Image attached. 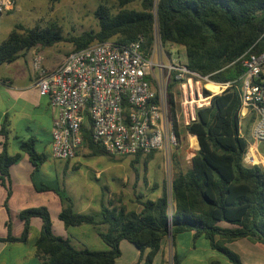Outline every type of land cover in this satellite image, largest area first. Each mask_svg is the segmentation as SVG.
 <instances>
[{
  "label": "trees",
  "instance_id": "obj_1",
  "mask_svg": "<svg viewBox=\"0 0 264 264\" xmlns=\"http://www.w3.org/2000/svg\"><path fill=\"white\" fill-rule=\"evenodd\" d=\"M132 3H138L139 7H127ZM93 15L96 29L68 36L55 21L31 27L14 24L0 41V64L14 61L32 47H49L61 41L73 46L67 56L93 42L112 39L125 45L143 36L142 47L150 54L158 37L162 46L172 44L182 49V64L189 71L221 83L237 79L244 71L243 59L264 51V0H114V7L98 3ZM176 82L172 74L167 92L173 131L177 141L185 133L195 136L199 148L190 158V167L184 171L177 168L168 190L162 186V193L156 199L146 198L134 187L138 210L128 209L121 200L118 204L108 200L100 204L97 214L77 212L72 198L57 181L53 187L36 183L34 175L49 155L36 150L34 139L20 140L19 151L14 154H9L3 144L1 182H8L9 167L26 153L33 167L31 178L35 187L39 191L53 190L59 196L62 207L58 217L63 224L96 227L106 249H78L68 238L55 235L45 206L21 210V235L11 236L9 221V233L5 238L0 237V241H25L31 217H39L42 227L34 245L43 264H113L120 255L119 243L123 239L132 243L141 256L146 251L143 264H152L168 236L174 244L178 234L194 231L195 237L205 238L209 247L230 263L243 264L228 243L248 237L264 244V170L243 163L247 142L238 130V89L231 85L216 94L203 89V96L211 95L209 103L196 107L194 119L180 125L171 92ZM251 123L252 118L246 120L245 132ZM82 144L91 155H107L92 140L89 126L82 128ZM154 151L145 155V162L152 158ZM140 156H134L132 166ZM157 187L158 184L153 185ZM222 222L232 227L222 226ZM101 225L105 228H100ZM168 264H182L181 255L173 251Z\"/></svg>",
  "mask_w": 264,
  "mask_h": 264
},
{
  "label": "built area",
  "instance_id": "obj_2",
  "mask_svg": "<svg viewBox=\"0 0 264 264\" xmlns=\"http://www.w3.org/2000/svg\"><path fill=\"white\" fill-rule=\"evenodd\" d=\"M14 6L15 0H0V13ZM157 41L160 42L158 37ZM143 42V36L125 45L112 39L93 42L69 53L51 70L43 66L40 55L34 56L35 85L48 96L54 112L50 131L52 158H73L82 145V128L87 126L94 143L110 156L146 155L167 144L176 145L166 84L161 76L165 68L180 83L186 124L194 119L196 107L209 103L211 95L203 96L199 82V78L209 81L208 78L174 59L165 64L162 56L153 55L155 42L150 54L143 49ZM242 64L244 71L237 79L216 83L218 92H210L216 94L236 86L240 99L238 130L247 142L243 163L264 170V51L250 54ZM158 79L161 84L155 89ZM249 118L252 123L248 137L245 124Z\"/></svg>",
  "mask_w": 264,
  "mask_h": 264
},
{
  "label": "crops",
  "instance_id": "obj_3",
  "mask_svg": "<svg viewBox=\"0 0 264 264\" xmlns=\"http://www.w3.org/2000/svg\"><path fill=\"white\" fill-rule=\"evenodd\" d=\"M52 46H35L22 52L17 59L7 63L15 65L16 74L4 73L0 75V152L5 143L8 153L14 154L19 151L20 140L32 138L35 140L34 145L36 150L39 151L37 147L42 146V151L39 152H45L50 156V131L54 112L51 109L48 96L41 94L35 85L36 73L32 66V60L35 55H40L43 66L47 70L53 69L63 60L64 56L61 55L60 57L53 50H49ZM20 59L23 62H19ZM182 123L186 124L184 120ZM85 149L87 147L81 145L76 149L73 158L60 160L64 163L63 171H65L68 165L72 167L77 166L79 160L78 153L84 154ZM32 170L33 167L28 155L22 153L20 161L9 167L8 182L3 184L0 180V237L5 238L8 235L7 223L9 221L11 224V236L19 237L23 229V221L19 218V212L28 207L45 206L49 210L52 230L55 235L68 238L78 249L85 247L95 249L87 246L89 244L87 239L89 238V229H92L98 239H100L96 227L92 226V228H89L91 225L69 226L72 227V230H68L69 227H66L58 217L62 207L59 196L55 192V194L49 193L53 190L39 191L31 178ZM37 173L35 174L36 177L34 175V179L38 184L41 181H39ZM96 175H98V172ZM55 178H57V175H55ZM41 184L53 187L56 185V181L55 185H52V183ZM145 188L155 189L148 180ZM120 191H122V187L118 191L111 192L107 190L110 196L112 193H120ZM42 193L49 194V198L39 199L36 204H28V201L33 199L35 195H41ZM130 193L131 195H128L124 192L123 196H117L114 203L118 204V200H121L127 206L126 201H129L134 205V209L138 210L140 206L134 200L133 187ZM48 200L53 201L55 204L53 214L50 213L51 209L47 203ZM72 201L73 207L77 212L88 213V210L91 208L99 210L100 204L105 199L102 196L95 197L92 194L86 193L79 198L78 204L74 198ZM52 219L55 220V223H53ZM221 225L232 227L223 222ZM41 227V219L39 217H31L30 229L25 241H0V264H43L42 257L37 254L34 245ZM100 241L96 242V246L98 247L95 250L107 248L101 239ZM228 247L240 256L243 264H264V244L260 242L251 240L248 237H242L228 243ZM119 248L120 255L113 264H143L146 251L141 256L139 250L132 243L124 239L120 241ZM173 251L181 255L182 264H191L193 259L196 261V264H232L216 250L210 248L205 238L202 236L195 237L194 231L178 234L174 239V244L172 243L171 236H168L154 256L152 264H168Z\"/></svg>",
  "mask_w": 264,
  "mask_h": 264
},
{
  "label": "rangeland",
  "instance_id": "obj_4",
  "mask_svg": "<svg viewBox=\"0 0 264 264\" xmlns=\"http://www.w3.org/2000/svg\"><path fill=\"white\" fill-rule=\"evenodd\" d=\"M100 2H105L109 6L114 7V0H59L56 2L49 0H15L13 10L0 13V41L8 35L16 23L31 27L36 24L43 26L50 21H55L62 27L65 36L79 34L84 30L96 29L97 21L93 12ZM127 7L138 8L139 4L132 3ZM72 48L73 46L70 43L61 41L50 47L49 50H53L60 57L61 55L65 57ZM153 55L155 57L162 56L165 64L170 59H174L179 64L183 63L182 49L172 44L162 46L159 41L155 42ZM19 62H23L22 59ZM22 64L24 65V63ZM4 73L16 74L15 65L0 64V75ZM172 74L174 73L172 71L168 72L166 68L162 71V82L166 84V91L167 85L171 82ZM199 82L202 89H207V85L212 84L202 78H199ZM160 84L161 81L158 79L154 84L155 89ZM207 90L210 91L209 88ZM171 92L178 108V122L183 125V93L179 82L172 86ZM186 109L189 110L188 108ZM248 131L249 129L247 130L249 137L250 132ZM194 139L196 140V137L185 133L180 137L176 145L167 144L161 149L155 150L152 158L146 162L145 156L142 155L133 166L131 165V160L134 156L91 155L85 149L84 154L78 153V165L73 167L68 165L63 171L64 163L49 156L38 171L37 177L41 183H52V185H55V181H57V184L63 187L77 204L79 198L86 193L95 197L102 196L105 199L104 203L110 199L114 202L117 196H123L124 192L131 195L130 190L132 187L133 190L135 187L137 192H141L146 198L153 200L161 195L162 186H165L168 190L172 174L177 168L184 171L190 167V158L197 150V147L193 144ZM37 149L42 151V146H38ZM97 172L98 175H96ZM55 175H57V178H55ZM147 180L152 185L158 184L159 187L146 189ZM121 187L122 191L120 193L114 192L110 196L107 192V190L111 192L118 191ZM49 193L55 194L54 191ZM43 198H49V194L35 195L33 199L28 201V204H36L39 199L42 200ZM47 203L50 205V213L53 214L54 202L48 200ZM126 205L127 208L130 207L128 209H134V205L129 201H126ZM98 211L91 208L88 213L97 214ZM52 221L55 223V220L52 219ZM71 228L69 227L68 230H72ZM89 228H92V226ZM100 228L104 229L105 225H101ZM89 230V238L87 239L89 244L87 246L97 249L96 242L101 241L92 229ZM191 262V264H196L194 259Z\"/></svg>",
  "mask_w": 264,
  "mask_h": 264
},
{
  "label": "bare ground",
  "instance_id": "obj_5",
  "mask_svg": "<svg viewBox=\"0 0 264 264\" xmlns=\"http://www.w3.org/2000/svg\"><path fill=\"white\" fill-rule=\"evenodd\" d=\"M207 82L212 83V84H208V85H207L208 88L214 90V91H212V92H215V91L217 90V88H218V90H219V85H218V84H216V83H214V82H211V81H207ZM213 84H215V85H217V86H215V85H213ZM205 86H206V85H205ZM210 91H211V90H210ZM217 92H218V91H217Z\"/></svg>",
  "mask_w": 264,
  "mask_h": 264
},
{
  "label": "water",
  "instance_id": "obj_6",
  "mask_svg": "<svg viewBox=\"0 0 264 264\" xmlns=\"http://www.w3.org/2000/svg\"><path fill=\"white\" fill-rule=\"evenodd\" d=\"M203 78H205V79H207V77L206 76H204ZM197 141V140H196ZM199 148V143H198V141H197V149Z\"/></svg>",
  "mask_w": 264,
  "mask_h": 264
}]
</instances>
